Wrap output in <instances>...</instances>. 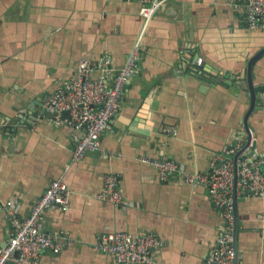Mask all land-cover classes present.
<instances>
[{"label":"crops","instance_id":"obj_1","mask_svg":"<svg viewBox=\"0 0 264 264\" xmlns=\"http://www.w3.org/2000/svg\"><path fill=\"white\" fill-rule=\"evenodd\" d=\"M232 0H167L145 25L139 0H0V247L13 232L6 204L21 218L71 165L84 135L44 118L26 125L78 63L106 55L122 68L136 44L140 59L121 105L103 133L66 175V212L49 210L45 229L74 245L45 251L41 264H119L100 252L101 235L151 232L164 245L156 264H202L222 232L208 189L178 172L163 180L140 156L171 159L190 172H208L228 144L247 147L248 61L264 48V26L251 31L247 4ZM230 76V78H228ZM214 78V79H213ZM259 94L248 124L264 152V57L253 70ZM252 146V145H251ZM243 154L250 155L252 147ZM121 176L124 205L98 198L105 176ZM238 264H264V197L238 199Z\"/></svg>","mask_w":264,"mask_h":264},{"label":"built area","instance_id":"obj_2","mask_svg":"<svg viewBox=\"0 0 264 264\" xmlns=\"http://www.w3.org/2000/svg\"><path fill=\"white\" fill-rule=\"evenodd\" d=\"M140 16L145 25L166 7L167 0H139ZM240 0H232V4ZM242 1V0H241ZM247 4V23L251 31L264 26V0H243ZM140 59L139 44L132 49L122 68L114 65L111 56H104L100 63L82 58L76 76L58 85L43 106L44 118L56 126L68 125L83 130L82 137L75 138L71 165L65 173L53 180L33 206L29 216L19 217L6 204V213L13 232L5 246L0 247V264H41L43 253H60L74 245L71 238H62L45 229L49 210L66 212L71 207L72 191L66 183L67 172L78 165L88 152L100 150L103 133L117 113L126 85L135 72ZM6 120L1 126H9ZM242 144H228L223 153L215 155L208 172H190L171 159L140 156L139 160L156 168L163 180L172 179L178 172L186 183L201 184L208 189L212 204L222 216V232L218 241L208 252L202 264H236L238 251L235 246L236 198L245 196L264 197V152L252 155L237 154ZM98 198L115 208L124 205L121 176L109 173L105 176L102 192ZM164 245L151 232L134 235L129 231H109L101 235L96 248L113 256L119 264H156L155 254Z\"/></svg>","mask_w":264,"mask_h":264},{"label":"water","instance_id":"obj_3","mask_svg":"<svg viewBox=\"0 0 264 264\" xmlns=\"http://www.w3.org/2000/svg\"><path fill=\"white\" fill-rule=\"evenodd\" d=\"M264 57V48L262 50H260L258 53H256L249 61L247 64V69H246V76H247V87L245 88V90L247 92H249L251 94V105L249 110L246 113L245 116V120H244V124H245V134L248 135L249 141L248 144L246 145L247 147H245L243 150H241L238 154L237 157H239L242 153L245 152V149L250 147H252V150L249 152L250 155H252L254 153V149L257 146V142H253V134L252 131L250 130V126L248 124L249 118L252 116V114L255 111L256 108V103H257V98H259V94H257V92L255 91V86H254V79H253V70H254V66L257 64L258 61H260L262 58ZM228 78H230V76H228ZM38 114L37 113H31L28 116L25 117V123L26 125H32L35 122V119H37ZM235 205H236V227H235V231H234V237H235V246L237 248L238 251V231H239V223H238V199L236 198L235 200ZM239 261V257H237L236 259V264H238Z\"/></svg>","mask_w":264,"mask_h":264},{"label":"trees","instance_id":"obj_4","mask_svg":"<svg viewBox=\"0 0 264 264\" xmlns=\"http://www.w3.org/2000/svg\"><path fill=\"white\" fill-rule=\"evenodd\" d=\"M214 79V78H213Z\"/></svg>","mask_w":264,"mask_h":264}]
</instances>
